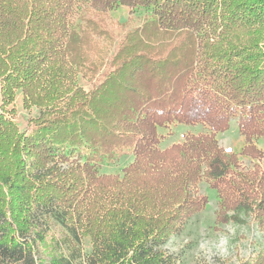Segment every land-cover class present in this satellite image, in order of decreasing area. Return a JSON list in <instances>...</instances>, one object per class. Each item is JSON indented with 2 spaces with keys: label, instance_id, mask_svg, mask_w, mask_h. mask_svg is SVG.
Masks as SVG:
<instances>
[{
  "label": "trees",
  "instance_id": "16d2710c",
  "mask_svg": "<svg viewBox=\"0 0 264 264\" xmlns=\"http://www.w3.org/2000/svg\"><path fill=\"white\" fill-rule=\"evenodd\" d=\"M78 3L142 8L133 30L158 42L137 55L120 44L100 72L86 58L111 40L98 47L91 19L73 25ZM18 97L37 109L29 132L14 121ZM231 119L238 151L216 137ZM180 122L208 132L160 148L158 128ZM258 137L264 0H0V264H181L165 244L206 208L200 181L216 191L217 224L263 230ZM126 151L119 173L100 171ZM236 264H264V253Z\"/></svg>",
  "mask_w": 264,
  "mask_h": 264
},
{
  "label": "rangeland",
  "instance_id": "374dc122",
  "mask_svg": "<svg viewBox=\"0 0 264 264\" xmlns=\"http://www.w3.org/2000/svg\"><path fill=\"white\" fill-rule=\"evenodd\" d=\"M147 16L142 8H136L129 11L127 7L119 6L117 9L99 12L85 3H78L71 14V22L73 25L82 26L85 20L91 19L92 22L88 28L90 36H93V26L97 30L98 38L102 34V38L107 37V41L111 40V47L108 52L99 57L95 51H92L86 58L87 65L102 64V70L109 68L110 62L108 60L111 55L116 53L120 46L126 44L127 47L131 45L141 47V50H135L134 55L139 54L146 44H155L158 38L149 33H141L133 28L139 27ZM152 18L148 16L147 22ZM92 28V29H91ZM132 33V36L127 40H122L127 33ZM106 38L101 42H96L99 48H103ZM105 52V48L102 53ZM97 58V59H96ZM79 82L90 87V83L86 79H79ZM16 114L14 121L18 123L21 130L29 132L31 129V117L37 114V109L33 108L31 111L25 110L21 107L20 98H16L14 104ZM161 134L159 147L164 149L173 143H180L185 135L196 133H207L208 128L201 123L195 125L186 123H171L165 127L158 128ZM218 144L227 151H238L241 145L244 144V136L238 131L236 119L229 121L227 129L216 133ZM256 145L264 150V137L255 139ZM132 158L130 151H126L118 156L114 161L102 163L100 171L103 173H119L124 165ZM241 164L244 167H250L251 161L241 158ZM260 164L264 167V157L260 159ZM196 191L208 197L206 208L193 216L183 229L177 234L171 236L169 241L165 244L168 252L179 255L181 264H236L243 257L250 256L258 251L264 253V229H258L253 222L248 219V223L239 225L228 222V224H217L214 221L215 211L217 209V194L216 191L210 189L204 181L197 184ZM85 248H90L89 240H86Z\"/></svg>",
  "mask_w": 264,
  "mask_h": 264
}]
</instances>
